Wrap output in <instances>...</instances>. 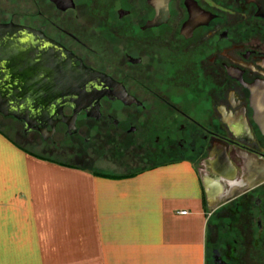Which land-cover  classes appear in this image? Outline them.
<instances>
[{
    "label": "flooded vegetation",
    "instance_id": "af4514ba",
    "mask_svg": "<svg viewBox=\"0 0 264 264\" xmlns=\"http://www.w3.org/2000/svg\"><path fill=\"white\" fill-rule=\"evenodd\" d=\"M0 109L69 164L230 160L221 201L264 157V0H0ZM213 213L207 264H264V180Z\"/></svg>",
    "mask_w": 264,
    "mask_h": 264
},
{
    "label": "crops",
    "instance_id": "0c3cea01",
    "mask_svg": "<svg viewBox=\"0 0 264 264\" xmlns=\"http://www.w3.org/2000/svg\"><path fill=\"white\" fill-rule=\"evenodd\" d=\"M7 125L21 142L0 127V264H207L224 173L190 159L97 172L31 152Z\"/></svg>",
    "mask_w": 264,
    "mask_h": 264
},
{
    "label": "rangeland",
    "instance_id": "374dc122",
    "mask_svg": "<svg viewBox=\"0 0 264 264\" xmlns=\"http://www.w3.org/2000/svg\"><path fill=\"white\" fill-rule=\"evenodd\" d=\"M10 119H5L4 122H7L9 124ZM7 124H1L0 127L15 141L21 142L20 135L15 134V132L9 128ZM24 146L28 148L31 152L45 156V157H52V158H59L63 159L62 157H58V152L56 153L50 152L48 150H43L39 144L34 143L30 139H26V141L23 142ZM129 151L127 149H110V150H102V149H96V150H90L87 154H80V156L76 159V161H72L74 164L78 166H85L93 169L97 172L102 173H117V172H133L138 169H141L143 167L148 166L147 164L140 162L136 159L129 158L128 155ZM216 220L215 217L211 219V226L214 232L212 235L209 233V239H208V255L213 251L214 247V240H215V227H216ZM212 230V231H213ZM216 253V252H213ZM210 257V256H209ZM208 260V259H207ZM215 264V263H213Z\"/></svg>",
    "mask_w": 264,
    "mask_h": 264
},
{
    "label": "water",
    "instance_id": "95a60500",
    "mask_svg": "<svg viewBox=\"0 0 264 264\" xmlns=\"http://www.w3.org/2000/svg\"><path fill=\"white\" fill-rule=\"evenodd\" d=\"M0 112L3 113L4 115H7V113L3 112L1 109H0ZM240 157H241V161L243 162V167L245 168V172L247 173V178L249 177V179L253 182L250 185H248L246 188L234 186L232 191H231V195H229L228 197H225L221 201H215L213 206L209 209L210 212H213L215 207L222 205L223 203H225L229 199L240 194L242 191L250 189V188H252V186H254L257 183L264 180V157H259L255 154H252V153L240 155ZM226 162H227V164L224 168L225 171L223 173H224V177L228 181V180L234 179L236 177L238 169L235 165L232 164V162L230 160L229 161L227 160ZM225 172H229L231 174L228 175ZM210 196H211V193H207V197L209 198Z\"/></svg>",
    "mask_w": 264,
    "mask_h": 264
},
{
    "label": "built area",
    "instance_id": "2783aa9c",
    "mask_svg": "<svg viewBox=\"0 0 264 264\" xmlns=\"http://www.w3.org/2000/svg\"><path fill=\"white\" fill-rule=\"evenodd\" d=\"M184 213V212H183Z\"/></svg>",
    "mask_w": 264,
    "mask_h": 264
}]
</instances>
